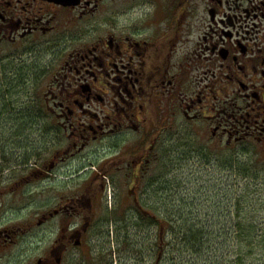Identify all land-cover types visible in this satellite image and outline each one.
I'll return each instance as SVG.
<instances>
[{
    "label": "flooded vegetation",
    "instance_id": "obj_1",
    "mask_svg": "<svg viewBox=\"0 0 264 264\" xmlns=\"http://www.w3.org/2000/svg\"><path fill=\"white\" fill-rule=\"evenodd\" d=\"M34 50L56 64L42 108L48 158L25 177L41 176L43 192L85 155L76 177H104L100 193L112 187L120 213L123 183L139 211L124 219L155 224L144 191L158 186L159 145L177 141L180 118L216 148L264 143V0H0V54ZM59 189L23 231L43 228L36 264H65L101 214L91 189ZM16 236L1 230L0 251Z\"/></svg>",
    "mask_w": 264,
    "mask_h": 264
},
{
    "label": "rangeland",
    "instance_id": "obj_2",
    "mask_svg": "<svg viewBox=\"0 0 264 264\" xmlns=\"http://www.w3.org/2000/svg\"><path fill=\"white\" fill-rule=\"evenodd\" d=\"M55 66L40 50L31 55L0 54V231H17L16 244L0 251V264H36L44 254V244L36 239L43 228L30 234L23 231L51 210L56 187L64 196L91 189L101 211L90 230L93 235L85 239V246L72 251L65 264H154L156 249L149 245L156 241L157 228L142 220L140 236L135 227L129 234L123 229L135 223L124 219L126 210L139 211L127 200L123 183L116 194V199L127 201L120 213L113 205L112 187L100 193L104 177L91 185L89 175H74L87 163L85 155L58 168L61 175L55 189L43 192L46 182L41 176L25 179L31 166L38 171L48 158L42 152L50 143L44 136L42 108L54 81L50 69ZM198 131L183 118L178 120L177 141L159 145L158 186L144 191L149 207L159 210L158 217L173 220L176 228L200 231L205 241L197 254L175 242L163 264H264V143L220 149ZM83 196L85 202L89 193Z\"/></svg>",
    "mask_w": 264,
    "mask_h": 264
},
{
    "label": "trees",
    "instance_id": "obj_3",
    "mask_svg": "<svg viewBox=\"0 0 264 264\" xmlns=\"http://www.w3.org/2000/svg\"><path fill=\"white\" fill-rule=\"evenodd\" d=\"M160 217H158L159 222L155 224L147 223L149 226H151V228H157L158 230L156 241L152 242L149 245L150 249H152L153 251L155 249L159 250L160 259L158 264H163V261L166 258V251L172 250L174 248L175 242H178L180 246L186 251H188V247H189V249L195 252L196 254L201 252V250L204 247L205 241L203 242L202 233L200 231H196L194 230V228H188V229L185 227L176 228V223H173L172 222L173 220L171 221L168 217H163V216ZM131 225L126 224L123 229H125L129 234V230L135 227V230L138 232L137 236H140L141 235L140 223L131 224ZM181 241L184 242L187 246L182 245ZM171 263H173V260L171 261Z\"/></svg>",
    "mask_w": 264,
    "mask_h": 264
}]
</instances>
